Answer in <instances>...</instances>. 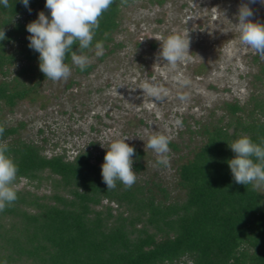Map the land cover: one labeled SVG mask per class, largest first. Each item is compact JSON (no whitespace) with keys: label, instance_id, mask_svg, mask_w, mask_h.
<instances>
[{"label":"trees","instance_id":"trees-1","mask_svg":"<svg viewBox=\"0 0 264 264\" xmlns=\"http://www.w3.org/2000/svg\"><path fill=\"white\" fill-rule=\"evenodd\" d=\"M137 1L115 0L100 18L91 47L78 54L97 43L108 46L122 9ZM45 3L29 0L30 12L20 0H9L7 9L0 5V31L6 36L0 41V110L34 92L36 85L28 86L21 75L46 79L26 30L38 13L50 16ZM19 61L24 67L9 79ZM65 63L72 66L70 54ZM256 79L264 84V63ZM225 110L226 122L205 126V141L178 169L181 200H171L164 186L139 176L145 153L136 147L134 185L126 189L117 181L107 190L101 175L105 152L47 155L35 142L12 140L19 129L0 123V143L18 166V198L0 212V264H264V193L235 183L227 163L235 157L228 144L242 136L264 147V91L243 106L227 103ZM22 180L27 186L18 188Z\"/></svg>","mask_w":264,"mask_h":264},{"label":"rangeland","instance_id":"rangeland-1","mask_svg":"<svg viewBox=\"0 0 264 264\" xmlns=\"http://www.w3.org/2000/svg\"><path fill=\"white\" fill-rule=\"evenodd\" d=\"M241 3L247 0L134 2L122 9L108 46L82 53L93 67L89 72L72 63L69 78L59 82L21 75L35 90L14 108L2 106L0 123L19 129L12 140L35 142L47 155L72 158L86 149L102 154L112 142L127 139L145 153L139 176L181 200L178 169L205 141L203 128L226 122L227 103L243 106L264 91L256 79L264 60L239 42L235 17ZM250 7L253 22L264 23V5L257 0ZM170 35L189 39V54L174 68L158 61L160 43ZM23 67V61L14 65L9 79ZM148 87L166 95L157 102ZM153 135L169 138V167L145 147ZM24 186L26 180L17 187ZM258 190L264 193V187Z\"/></svg>","mask_w":264,"mask_h":264},{"label":"clouds","instance_id":"clouds-1","mask_svg":"<svg viewBox=\"0 0 264 264\" xmlns=\"http://www.w3.org/2000/svg\"><path fill=\"white\" fill-rule=\"evenodd\" d=\"M20 2L31 11L29 0ZM114 2L115 0H46L45 8L49 10L50 16L40 12L38 18L26 26L30 33L27 37L28 47L39 53V69L46 79L59 82L69 78L71 68L65 63L69 54L72 63L81 71L85 70L88 57L78 53L91 47L100 18ZM255 3L257 0H247V3L239 5L235 24L240 44L250 48L264 60V23L253 22L251 19L254 11L250 5ZM259 3L264 5V0H259ZM0 5L7 9L10 6L9 0H0ZM5 39V32L0 31V41ZM77 43L78 49L73 50V45ZM160 45L158 61H165L173 68L189 54V39L180 35H170ZM95 47L102 49L100 43ZM146 90L157 102L166 95V90L162 88L148 87ZM180 123L178 120L177 124ZM3 132L4 128L0 126V136ZM126 140L112 142L106 151L101 175L107 190L115 189L117 181L126 189L136 182L137 173L133 170L132 159L135 149ZM169 143L168 137L153 135L145 147L157 154L158 164L169 167ZM228 146L235 153V157L227 161L235 183L244 186L251 184L254 188L264 187V147L253 143L248 136H242ZM7 151V145L0 143V212L18 198L14 189L18 166L7 155Z\"/></svg>","mask_w":264,"mask_h":264}]
</instances>
